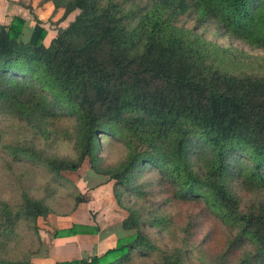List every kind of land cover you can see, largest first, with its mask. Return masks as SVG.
<instances>
[{
  "label": "trees",
  "instance_id": "trees-1",
  "mask_svg": "<svg viewBox=\"0 0 264 264\" xmlns=\"http://www.w3.org/2000/svg\"><path fill=\"white\" fill-rule=\"evenodd\" d=\"M41 1L62 10L61 20L78 14L48 44L38 20L27 41L21 18L0 26V113L31 135L12 139L0 131V264H32L27 245L40 243L37 222L53 211L47 197L24 187L30 173L17 174L15 166L64 187L63 174L86 160L96 176L113 182L114 199L128 213L121 227L134 234L101 256L55 264H131L134 255L190 264L189 249L160 248L144 232L166 221L151 207H126L123 197L132 194L201 206L220 231V238H204L212 245L204 252L224 264H264V203L244 204L240 196L264 192V61L197 30L210 23L264 51V0ZM182 18L194 28L181 25ZM63 119L73 122L70 156L32 140L48 143ZM103 139L124 150L115 165H102ZM1 176L17 177L15 200L2 196ZM74 199L73 212L85 202ZM70 230L98 233L89 226Z\"/></svg>",
  "mask_w": 264,
  "mask_h": 264
},
{
  "label": "rangeland",
  "instance_id": "rangeland-1",
  "mask_svg": "<svg viewBox=\"0 0 264 264\" xmlns=\"http://www.w3.org/2000/svg\"><path fill=\"white\" fill-rule=\"evenodd\" d=\"M25 1L28 4L30 15H32L35 24L38 16H44V19L38 20V22H40L46 31V38L44 40L46 44L57 35L59 30L67 27L78 14V12H75L65 20H61L62 10H53L54 7L51 4V8H49L47 4H42L38 0ZM180 24L187 28H194L195 22L189 18H182ZM197 30L207 41L214 42L222 48L243 54L251 60L264 61V51L254 50L244 43L224 35L210 23L198 26ZM32 31L33 29L24 22L21 40L27 41ZM24 130L18 123L14 120L12 121L10 117L0 113V131L6 138L24 139L30 137L31 135L28 132H26V136H23L22 131ZM73 131V122L69 119H63L48 143H45L42 139L32 140L37 146L46 145L48 151L53 154L70 156L74 154ZM100 154L104 158L102 165L109 166L115 165L122 159L124 150L120 144L111 141V139H103V149ZM15 170L17 174L29 172L30 177H26L24 187L36 197H47L53 208L48 218L39 219L37 222L40 243H38L37 239H33L27 245V248L33 249V255H31L32 264H48L51 255L50 248L58 245L57 243L67 239H74L75 242L77 235L72 234V230L70 229L75 225L74 223L86 220L84 214L91 221L90 227L94 229L98 228V233L95 235L101 236V234L108 233L117 238L114 242V247L118 240L125 242L134 234V231H125L121 227L122 221L128 216V213L125 209L119 207L114 199L112 192L113 182L96 176L90 169L88 160L82 164L78 171L63 174L65 179L69 181V184L63 185L64 187L50 184L46 173L33 170L29 166L17 165L15 166ZM0 173L3 175V172ZM16 182L15 180L12 181L1 176L2 196L15 200L17 198V189L19 188L17 177ZM234 186L238 188L236 184ZM48 192H52V194L46 196ZM79 195L85 198V202L79 204L73 212L74 198ZM240 196L244 204L258 201L264 203L263 191L246 194L242 191L240 192ZM162 199V197H157V195L148 199L147 197H138L132 194V197L130 195L124 196L123 203L126 207H133L139 210L151 207L150 210L156 216L166 221L165 227L163 226L164 228L161 230L156 228H146L144 230L160 248L182 247L189 249L188 262L190 264H224L220 260L215 261L213 253L204 252L206 248L212 246L209 245L210 239L204 242V238L208 234L212 238H220V231L215 228V220L201 206H178L173 203L164 204L162 203ZM111 209H115L116 212L111 211ZM106 211L108 212L106 213ZM75 213L80 214L74 217ZM77 241H93V238H78ZM91 255L93 254L89 253L87 257L94 256ZM135 263L153 264L154 259H144L138 255H134L131 264Z\"/></svg>",
  "mask_w": 264,
  "mask_h": 264
},
{
  "label": "crops",
  "instance_id": "crops-1",
  "mask_svg": "<svg viewBox=\"0 0 264 264\" xmlns=\"http://www.w3.org/2000/svg\"><path fill=\"white\" fill-rule=\"evenodd\" d=\"M38 1L42 4H47L48 7L51 8L50 3H43L41 0ZM30 14L31 13L29 11L28 4L25 0H0V26L7 27L12 23L15 17H18L21 18L25 23L28 24L30 28L33 29L35 23L33 21L32 15ZM43 19L44 16H38V20ZM111 211H115V209H111ZM107 212L108 211H106V213ZM78 214L80 213H75L73 216L76 217V215ZM84 218L86 219L85 221L77 222L74 224H80L78 226L90 227L91 221L89 220L88 216L84 214ZM78 238H93V241L80 242L77 241ZM116 239L117 238H114L112 234L108 233H104V235L101 234V236L92 234L77 235L75 237V242L74 239H67L57 243L58 245L51 247V255L48 264H55L56 262L81 259L83 257H87V254L89 253H92L94 256H101L107 250L114 248V242Z\"/></svg>",
  "mask_w": 264,
  "mask_h": 264
}]
</instances>
